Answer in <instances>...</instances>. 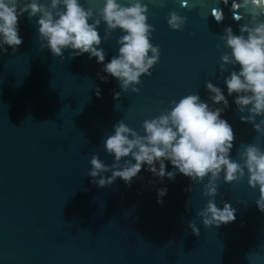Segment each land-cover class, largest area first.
<instances>
[{
	"label": "water",
	"instance_id": "95a60500",
	"mask_svg": "<svg viewBox=\"0 0 264 264\" xmlns=\"http://www.w3.org/2000/svg\"><path fill=\"white\" fill-rule=\"evenodd\" d=\"M81 3L94 13L103 7V0ZM143 3L159 58L151 75L141 76L139 91L121 92L118 99V82L99 79L104 73L95 58L72 57L71 50L63 60L54 57L39 47L36 18H18L21 45L15 53L7 45L0 52V264H264V213L257 210L259 192L248 186L246 171L239 182L225 183L222 175L217 180L215 203H229L235 219L207 228L196 215L208 199L202 194L207 178L192 183L178 173L161 184L142 167L130 186L117 178L98 187L86 175L93 155L112 164L104 139L117 121L143 134V121L168 110L169 101L188 94L207 100L205 81L220 86L229 101L222 113L234 133L229 155L239 162L249 143L264 151V135L241 122L223 86L227 73L219 71L226 51L219 35L229 25L239 34L250 10L264 8V0ZM213 10L222 15L219 22ZM172 11L185 18L180 30L167 24ZM98 32L107 62L121 33L104 40L103 23ZM161 187L167 194L158 204Z\"/></svg>",
	"mask_w": 264,
	"mask_h": 264
},
{
	"label": "clouds",
	"instance_id": "9594fccd",
	"mask_svg": "<svg viewBox=\"0 0 264 264\" xmlns=\"http://www.w3.org/2000/svg\"><path fill=\"white\" fill-rule=\"evenodd\" d=\"M227 3V0H225ZM257 0H252L255 5ZM233 7H236L233 4ZM147 5L143 0H103V7L94 13L84 7L81 0H0V52L5 46L15 53L22 43L18 18L27 13L35 19L37 39L41 49L47 48L54 57L63 60V53L71 50L72 57L87 54L102 65V82L114 78L119 92L139 90L141 76L151 75V69L159 58V48L151 41L153 28L147 23ZM247 24L239 27V34L226 26L219 39L226 51L220 57L219 71L227 73L223 86L232 97L241 122L251 123L257 134L264 135V8L255 7ZM216 21L222 15L214 17ZM239 19L238 16H234ZM103 23V39L119 30L117 53L105 62L106 53L101 45L98 28ZM185 18L177 12H169L167 24L172 30L182 29ZM207 100L198 94H188L169 101V109L159 116L143 121V134L128 127L122 120L112 126V133L104 139V150L113 158L105 164L97 155L89 161L86 175L98 187L110 186L119 178L126 186L137 177L143 167L151 173L156 183L171 181L179 173L192 183H203L205 206L196 215L205 228L220 226L234 221L236 209L222 202L217 207V180L223 176L225 183L239 182L247 172V184L258 189L257 210L264 213V151L253 143L239 153V162L229 153L233 147L232 126L222 117L229 107L225 91L211 81H205ZM96 96H100L99 88ZM247 115H243L244 113ZM257 117L260 119L257 122ZM171 170H166V163ZM110 173V175H106ZM153 183V181H149ZM191 191V188L189 189ZM167 188L156 189L158 204L163 203ZM187 227L192 234L199 229L192 221Z\"/></svg>",
	"mask_w": 264,
	"mask_h": 264
},
{
	"label": "snow or ice",
	"instance_id": "6c2138e0",
	"mask_svg": "<svg viewBox=\"0 0 264 264\" xmlns=\"http://www.w3.org/2000/svg\"><path fill=\"white\" fill-rule=\"evenodd\" d=\"M212 16H213V17H216V16H217V13H216L215 10H213V12H212Z\"/></svg>",
	"mask_w": 264,
	"mask_h": 264
}]
</instances>
